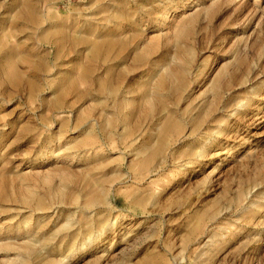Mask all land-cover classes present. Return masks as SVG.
<instances>
[{"label": "rangeland", "instance_id": "1", "mask_svg": "<svg viewBox=\"0 0 264 264\" xmlns=\"http://www.w3.org/2000/svg\"><path fill=\"white\" fill-rule=\"evenodd\" d=\"M0 264H264V0H0Z\"/></svg>", "mask_w": 264, "mask_h": 264}]
</instances>
